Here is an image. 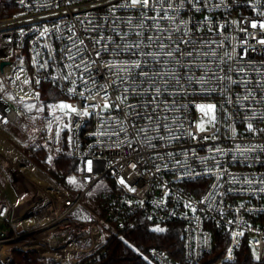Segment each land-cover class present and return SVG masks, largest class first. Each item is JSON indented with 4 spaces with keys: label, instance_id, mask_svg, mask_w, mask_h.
<instances>
[{
    "label": "built area",
    "instance_id": "obj_1",
    "mask_svg": "<svg viewBox=\"0 0 264 264\" xmlns=\"http://www.w3.org/2000/svg\"><path fill=\"white\" fill-rule=\"evenodd\" d=\"M1 3L14 12L0 18V129L26 143L22 119L40 115L44 83L57 87L75 111L53 104L42 116L53 130L69 120L82 192L72 194L0 134L45 182L34 183L26 169L7 171L2 162L11 157L0 147L11 199L0 189V264L11 263V247L48 262L95 264L141 220L182 225L181 260L152 249L154 264H201L217 232L229 247L214 264L235 262L243 246L264 262V0ZM158 38L173 52L191 41L180 49L193 55L170 59ZM157 54L164 63L154 62ZM100 183L97 213L84 198Z\"/></svg>",
    "mask_w": 264,
    "mask_h": 264
},
{
    "label": "trees",
    "instance_id": "obj_2",
    "mask_svg": "<svg viewBox=\"0 0 264 264\" xmlns=\"http://www.w3.org/2000/svg\"><path fill=\"white\" fill-rule=\"evenodd\" d=\"M13 12V9L8 8L6 4H0V18L7 17ZM39 90L45 111L51 105L67 99L57 87L49 83H44ZM28 129H31V133L35 132V127L30 126V124ZM12 144L54 181L71 191L72 181L79 173L81 162L71 156L69 131L66 127L62 130L57 144H54V139L49 137L46 131H42L39 138L33 137L26 143ZM99 197L100 195L98 199ZM157 229H162V231H157ZM109 245L106 257L95 264H154L150 259L152 249H159L173 260L180 261L183 253L182 225L178 222L159 225L148 220H141L124 235L123 239L111 241ZM228 247L227 237L217 232L215 248L211 254L203 258L201 264L219 262L224 257ZM10 264L58 263L48 262L40 258L35 252L14 250ZM225 264H264V262H260L248 246H243L237 252L235 262Z\"/></svg>",
    "mask_w": 264,
    "mask_h": 264
},
{
    "label": "rangeland",
    "instance_id": "obj_3",
    "mask_svg": "<svg viewBox=\"0 0 264 264\" xmlns=\"http://www.w3.org/2000/svg\"><path fill=\"white\" fill-rule=\"evenodd\" d=\"M59 106L61 104H67V105H70L71 107L70 108H60V111L65 114V115H70L71 113H73L74 111H72V103L70 102V100L68 99H64L62 101H60L59 103ZM22 105L24 107H26L27 109H29L30 111H34L35 110V105L32 101H24L22 102ZM52 106V105H51ZM50 106V107H51ZM49 107V109H50ZM48 109V110H49ZM47 111V110H46ZM43 108V105H42V108L41 110H39V113L40 115H38L37 117L35 118H23L22 119V123L20 124V126L28 133V135L30 136V138H39V134L42 132V131H46L48 134H49V137L55 139V137L60 136V134L62 133V130L64 129V127H66L68 129V124H69V120H66L62 127L60 129H57V130H53V129H48L45 127V124H44V120H43V116H42V113L46 112ZM33 126L35 127V132L34 133H31L30 130L31 129H28V126ZM0 134L5 136L6 138H8L10 140L11 143H14L15 145H19L21 143H19L18 141L14 140L12 137H9L10 133L7 131V130H1L0 129ZM0 139H3L0 137ZM4 140V139H3ZM11 146V145H10ZM14 148V147H13ZM15 149V148H14ZM7 152V151H5ZM10 156H11V153H8ZM43 173H46L44 172L43 170H41ZM26 176L29 177L34 183L38 184V185H42V184H45L44 181H41L40 179H38V177L36 175H34L32 172H30V170H27L25 172ZM22 178H21V181H20V186L22 187V189L24 191H27V192H30L28 191L29 189H31V187L24 181L22 182ZM0 189L2 190L4 196H5V181L3 179V176L2 174L0 173ZM105 188L103 186L102 183H100L98 186H96L85 198H84V202L90 207L92 208L95 212L97 213H101V204H100V201L98 199V196L100 195V193L102 191H104ZM70 191V190H69ZM72 191V192H71ZM71 193L74 194V195H80L82 190H81V187L79 186V183L78 181L74 178L73 181H72V184H71ZM26 192V193H27ZM12 193V192H11ZM8 203H10V201L6 198L5 199ZM11 252H12V257H13V251L14 250H20L18 249L17 247H11ZM20 251H25L27 252V250H20Z\"/></svg>",
    "mask_w": 264,
    "mask_h": 264
},
{
    "label": "snow or ice",
    "instance_id": "obj_4",
    "mask_svg": "<svg viewBox=\"0 0 264 264\" xmlns=\"http://www.w3.org/2000/svg\"><path fill=\"white\" fill-rule=\"evenodd\" d=\"M148 4H149V0H131V5H132V6H137V5H139L140 7H145V6H148ZM159 18H160V19H166L167 16H161V17H159ZM141 26H143V25H141ZM252 26H253V27H256L255 24H253ZM261 27H264V25H261ZM135 35L139 36L140 33L137 32V33H135ZM147 39H148L149 41H151L152 38H151V37H147ZM168 39L170 40V36L168 37ZM156 42H157V46H158L159 48H161V49H167L165 52H163V55L169 57L170 59H171V58H174V57H177V56H180V55H183V51H187V56H188V57H191V56L193 55V52H192V51H189V50H186V49L182 51V50L180 49V44H181V43H183V44H190L191 41L180 40V41L176 42V51H175V52H173V51L171 50V44H166L164 40H161V39L158 38ZM261 42L264 43V41H261ZM133 47H139V44H135V45H133ZM145 55H147V56H152L153 54H152V53H145ZM159 55H160V54H157V58L154 59V62H155L156 64H162V63H164V61H163L162 59H159V58H158ZM185 62L188 64V69H186V70H189V71H190V70H191V67L193 66L191 60H190V59H186ZM145 63H146V62H145ZM134 67H141V65H140V64H135ZM138 75H139V74H138ZM162 78L165 79V80H167V77H162ZM172 79H173V80H177V79H178V78L176 77L175 73H172ZM201 79H203V77H201ZM156 91L159 92L160 89L157 88ZM154 98H155V97H154ZM59 107H60V108H70L71 106H70V105H67V104H61ZM104 107H105V108H108L109 105L106 103V104L104 105ZM212 107H213L212 105H209V108H212ZM72 111H75V109L72 108ZM84 114H85V115L88 114V113H87V110L85 111ZM248 127L251 128L252 125L249 124ZM90 166H91V162L89 161V167H90ZM121 183H123V181H121ZM157 231H162V229H157Z\"/></svg>",
    "mask_w": 264,
    "mask_h": 264
},
{
    "label": "bare ground",
    "instance_id": "obj_5",
    "mask_svg": "<svg viewBox=\"0 0 264 264\" xmlns=\"http://www.w3.org/2000/svg\"><path fill=\"white\" fill-rule=\"evenodd\" d=\"M19 95L25 94L26 92L18 90ZM0 147L3 148L7 153H11V163H8L6 161H3V167L8 171L10 167L14 166L17 167V169L20 171V173L23 172V170H30L32 172L41 174V172L38 170V168L30 163L18 150L14 149L10 144H8L5 140L0 139ZM35 187V186H34ZM29 208L28 205H25L23 207H20L16 210L15 214L18 216L23 211L27 210Z\"/></svg>",
    "mask_w": 264,
    "mask_h": 264
},
{
    "label": "crops",
    "instance_id": "obj_6",
    "mask_svg": "<svg viewBox=\"0 0 264 264\" xmlns=\"http://www.w3.org/2000/svg\"><path fill=\"white\" fill-rule=\"evenodd\" d=\"M10 195H12L11 191L9 192ZM8 199L9 201L11 200L10 197L7 195V193L5 192V199Z\"/></svg>",
    "mask_w": 264,
    "mask_h": 264
},
{
    "label": "water",
    "instance_id": "obj_7",
    "mask_svg": "<svg viewBox=\"0 0 264 264\" xmlns=\"http://www.w3.org/2000/svg\"><path fill=\"white\" fill-rule=\"evenodd\" d=\"M7 65H8L7 62H3V63L1 64V67L4 68V67L7 66Z\"/></svg>",
    "mask_w": 264,
    "mask_h": 264
}]
</instances>
